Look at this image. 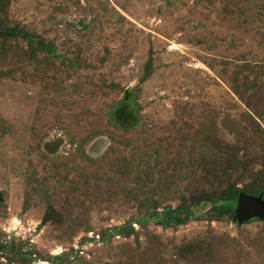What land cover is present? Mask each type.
<instances>
[{"label":"rangeland","instance_id":"obj_1","mask_svg":"<svg viewBox=\"0 0 264 264\" xmlns=\"http://www.w3.org/2000/svg\"><path fill=\"white\" fill-rule=\"evenodd\" d=\"M234 192L264 199V0H0V264H264Z\"/></svg>","mask_w":264,"mask_h":264},{"label":"water","instance_id":"obj_2","mask_svg":"<svg viewBox=\"0 0 264 264\" xmlns=\"http://www.w3.org/2000/svg\"><path fill=\"white\" fill-rule=\"evenodd\" d=\"M235 219L239 221L253 217L264 218V199L261 195L239 194L235 209Z\"/></svg>","mask_w":264,"mask_h":264},{"label":"trees","instance_id":"obj_3","mask_svg":"<svg viewBox=\"0 0 264 264\" xmlns=\"http://www.w3.org/2000/svg\"><path fill=\"white\" fill-rule=\"evenodd\" d=\"M230 199H232L233 202H236L238 200V193L237 192H234L231 196H230ZM231 209H234L233 206H230Z\"/></svg>","mask_w":264,"mask_h":264}]
</instances>
